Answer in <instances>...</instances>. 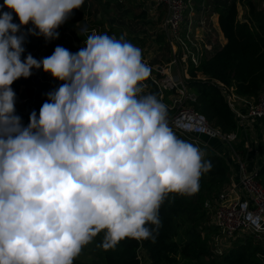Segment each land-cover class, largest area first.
Wrapping results in <instances>:
<instances>
[{
	"label": "clouds",
	"instance_id": "clouds-1",
	"mask_svg": "<svg viewBox=\"0 0 264 264\" xmlns=\"http://www.w3.org/2000/svg\"><path fill=\"white\" fill-rule=\"evenodd\" d=\"M83 3L0 4L10 10L0 11V264H73L101 232L105 250L125 238L155 243L168 195L194 194L212 168L176 136L166 105L144 93L150 69L123 37L93 32L76 53L57 46L42 60L21 59L22 26L55 39ZM41 67L64 83L25 127L11 85Z\"/></svg>",
	"mask_w": 264,
	"mask_h": 264
},
{
	"label": "trees",
	"instance_id": "trees-1",
	"mask_svg": "<svg viewBox=\"0 0 264 264\" xmlns=\"http://www.w3.org/2000/svg\"><path fill=\"white\" fill-rule=\"evenodd\" d=\"M248 3V20L239 19L236 0L219 11L220 26L227 42L210 58L201 59L198 66L192 64L191 78L187 80L189 89L198 95L196 109L225 131L239 128L238 119L227 101L226 93L233 90L240 96L257 98L264 89V13L257 12L251 0ZM0 4H3V0H0ZM0 11L10 10L3 8ZM12 15L13 21L19 24L16 14L13 12ZM22 27L26 30L34 28L31 23ZM56 31L59 36L53 42L32 34L30 40L28 38L24 41L26 49L36 51L31 54L33 58L42 60L49 57L57 46L72 50V47L55 41L68 33L60 28ZM41 49H44L43 53L39 52ZM49 74L42 67L33 68L31 76L20 77L11 85L16 97L23 87L25 102L20 110L15 108V114L21 118L25 127L30 122L32 111L39 117L40 108L48 100L47 93L51 91L46 88L43 80ZM200 75H205L208 79H200ZM149 94L157 96L158 92L151 89ZM235 148L241 153L246 151L242 141L237 142ZM204 159L211 161L212 168L202 173L198 191L190 196L170 193L161 205V226L155 243L151 240L125 238L114 249L105 250L102 247L104 233L93 238L102 264H142V253L147 255L146 260L148 258L150 264H264V249L259 242L255 243L253 236L236 239L229 251L219 257H212L208 232H217V227L209 224L210 216L204 203L208 198L216 197L227 186L230 165L222 154H212ZM256 177L264 184V164ZM84 263L90 262H83L78 257L73 261V264ZM93 264L99 263L96 261Z\"/></svg>",
	"mask_w": 264,
	"mask_h": 264
},
{
	"label": "built area",
	"instance_id": "built-area-1",
	"mask_svg": "<svg viewBox=\"0 0 264 264\" xmlns=\"http://www.w3.org/2000/svg\"><path fill=\"white\" fill-rule=\"evenodd\" d=\"M232 1L230 0L229 3ZM156 2L166 8L165 32L174 50V56L171 63L161 69L151 67L143 56L142 60L150 69L151 89L158 92V99L166 105L169 126L174 132L221 139L227 143L231 154L238 158L239 178L236 183L230 186L227 184L216 197L208 198L204 203L205 208L212 213L213 224L217 227L213 240L217 249H220L218 252L223 254L221 246L225 240L235 239L244 230H247V234L253 236L255 240L264 242V184L256 177L259 169L249 172L241 152L235 148V144L240 140V125L238 130L225 131L211 123L205 114L196 109L198 95L189 89L187 80L171 74L172 66L178 64L180 60L188 61L195 66L199 65L202 37L196 34L195 29L201 26L207 32H211V22L203 15L190 16L195 12L193 0H156ZM200 6L203 14L206 7L204 0ZM258 8L264 13V0H258ZM186 19H188L187 23ZM97 29L100 34L101 27L98 26ZM53 41L51 39L49 42ZM55 41L72 47V51H79L84 47L75 42L69 34ZM226 98L236 114L238 123L249 119H264V89L245 111L234 108L233 90L226 93Z\"/></svg>",
	"mask_w": 264,
	"mask_h": 264
},
{
	"label": "crops",
	"instance_id": "crops-1",
	"mask_svg": "<svg viewBox=\"0 0 264 264\" xmlns=\"http://www.w3.org/2000/svg\"><path fill=\"white\" fill-rule=\"evenodd\" d=\"M138 1L143 2V6H141L142 11L138 14V18L142 20L144 19L146 22H149V28L148 30H146V32H134V30L128 27V25L117 24L116 20H113L111 17H107L104 14L102 17V13H96L95 11L90 15L87 13H83V17L77 19L76 22L72 23V26L67 27L66 24L65 26L61 25L59 28L60 30H63L71 35L73 40L79 43V45L86 46L88 36L92 35L93 32L98 34L97 27L100 26V34H107L110 37L114 36L117 39L123 37L124 40L141 49L142 56L146 59V62L151 67L161 69L163 66H167L168 64H170L174 56V50H172L165 32V18L164 20L162 19V23L160 22L158 30L153 24L156 21L155 18L159 19L158 17L161 15V12L163 10L161 9V5L157 4L156 0ZM202 1L203 0H201V2ZM204 1L206 7L203 14L201 10L196 9L194 13L190 14V16L192 17H199L203 15L209 18L212 26L211 32H207V30H204L203 28H201V26H198L195 29L196 34L202 37V52L200 55L201 59L210 58L227 42V38L225 37L220 26L219 11L223 7H226L227 4H229L230 0ZM109 3L110 0H108L107 4ZM192 4L194 5V7L197 6V0H193ZM237 6L240 12L238 16L239 19L242 21L248 20L250 15L249 7L247 6V12L243 15L242 3L240 1L237 2ZM103 18L106 20L105 22L102 21ZM70 52L73 51L71 50ZM191 66L193 65L190 62L180 60L178 64H174L172 66L171 74L175 77H182L186 80H189L191 78ZM157 74L159 75V73ZM199 77H201L200 79L203 80L208 79V77L205 75H200ZM56 80L58 81L59 85H62L64 83L63 81H59L55 78V81ZM142 83L145 86L144 93L149 94L151 90V83L149 78H147ZM147 83L149 84V86ZM59 87L60 86H57L56 89ZM22 96L23 98H25L24 95ZM256 99L257 98L255 97L240 96L233 91V105L235 109L245 111L256 101ZM239 125V142H244V147L246 148L245 153H241V156L246 163L247 170L249 172L254 171L256 168L260 170L264 164V119L256 118L251 120H243L240 121ZM174 133L181 140L189 142L203 150L205 152L204 158L212 154L224 155L230 165V180L228 186L236 183L239 178L238 158L234 154H231L230 148H228V146L226 148L222 147L221 144H218L217 146L210 144L206 142V140L204 139V135L183 134L180 132Z\"/></svg>",
	"mask_w": 264,
	"mask_h": 264
},
{
	"label": "rangeland",
	"instance_id": "rangeland-1",
	"mask_svg": "<svg viewBox=\"0 0 264 264\" xmlns=\"http://www.w3.org/2000/svg\"><path fill=\"white\" fill-rule=\"evenodd\" d=\"M106 1L108 2V0H84V3L81 6V8L73 9L71 16L62 25L65 26L67 24V27L72 26L73 25L72 23L76 22L77 19L83 17V13H87L90 15L95 11L96 13L97 12L102 13V17H103V14L106 15L107 17H111L113 20H116L117 24L128 25V27H130L132 30H134V32L139 33L140 31L146 32V30H148L149 22H146L144 19L142 20V19L138 18V14L142 11L141 6H143V2L138 1V0H110V3L107 4ZM249 1L250 0H240V2L242 3L243 15L247 12V6L250 8L249 3H248ZM251 1L255 5L256 11L259 13H263L258 8V0H251ZM197 3L198 4H197V6H195V9L200 10L201 9V6H200L201 0H197ZM161 9L163 10L162 11L163 14L161 12V15L159 14L160 16L158 17L159 19L155 18L156 21L153 23L155 25V27L157 28V30L159 28L160 22L162 23V19L164 20V18L166 17V8L161 5ZM185 13H187V11ZM239 14H240V12H239ZM102 21L105 22L106 20L103 18ZM187 21H188V19H186V23H187ZM14 23H16V22H14ZM69 24H71V25H69ZM18 34H23L25 36V40H27L28 38H29L28 40L31 39V36H30L31 34L28 32V30H26L23 27H21V31ZM144 34H146V33H144ZM153 35H151V36H153ZM166 36H167V34H166ZM167 39H168V37H167ZM23 47L25 48V51L22 54L21 59H24L26 57V53L33 54L36 52L33 50L30 51L29 49H26L27 46L24 44H23ZM39 52L43 53L44 49H41ZM76 52L77 51H73L72 53H76ZM51 81H52V83H51ZM45 82H46L45 83L46 88L49 89L50 91L56 89L57 86H61L58 84L57 80L55 81V78L51 75V73L46 77ZM148 86H149V84H148ZM22 91H23V87L20 88L19 95L15 99V108L18 110L21 109V102L25 100V98H23V96H22L23 95ZM209 121L214 124V121L212 122L210 119H209ZM216 126H218V125H216ZM204 139L206 140V142L213 144L215 146H217L218 144H221L222 147H226V148L228 146L226 142H223L221 139H218V138H212V137L204 136ZM228 148H229V146H228ZM208 214L210 216L209 224H213L212 213L208 211ZM247 233H248L247 230H244L240 233V236L236 237L235 239L225 240V242L223 243V246H221L222 252L225 253L226 251H229L230 248L233 247V245L235 244L234 241L236 239H238L240 237L243 238L245 236H251ZM213 236H214L213 232H208L209 248L212 252V257H217V256L219 257L221 255L218 252L220 249L219 248L217 249V246L215 245L214 240H213ZM236 242L240 243V241H236ZM256 242H259L260 247L262 249H264V242L263 241L256 240L255 243ZM142 256H144V257H142V264H150L149 259L147 258V260H146L147 255L142 253ZM78 258H79V260H81L83 262L89 260L90 263H88V264H93L96 261L99 264L103 263V261L101 263L99 249H97V247L93 244V241H91L87 245L83 246L82 251L79 254ZM84 264H86V263H84Z\"/></svg>",
	"mask_w": 264,
	"mask_h": 264
},
{
	"label": "water",
	"instance_id": "water-1",
	"mask_svg": "<svg viewBox=\"0 0 264 264\" xmlns=\"http://www.w3.org/2000/svg\"><path fill=\"white\" fill-rule=\"evenodd\" d=\"M24 105V101L21 102V106Z\"/></svg>",
	"mask_w": 264,
	"mask_h": 264
}]
</instances>
